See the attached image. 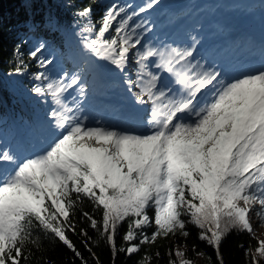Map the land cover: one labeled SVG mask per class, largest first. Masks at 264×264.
Returning a JSON list of instances; mask_svg holds the SVG:
<instances>
[{"label": "trees", "instance_id": "1", "mask_svg": "<svg viewBox=\"0 0 264 264\" xmlns=\"http://www.w3.org/2000/svg\"><path fill=\"white\" fill-rule=\"evenodd\" d=\"M111 7V0H0V156L14 144L13 127L31 152V134L54 125L48 105L50 61L57 60L92 93L99 84L89 76L79 39L110 44L120 53L131 47L109 15ZM159 136L139 140L159 143ZM114 139L109 132L65 136L46 155L20 164L16 177L0 187L1 264H179V249L184 264H264V253L255 259L259 241L244 213L222 201L214 209L210 197L195 192L199 168H178L176 194L186 205L177 207L176 219L160 224L153 201L146 203L136 190L142 184L152 197L156 191L155 179L138 165L144 162L140 141L121 138L139 161L129 171L115 166L120 175L115 185L97 178L84 159H77L73 170L50 171L77 148L82 153L90 141L108 150ZM223 151L215 150L207 160L215 162ZM42 182H50L49 190ZM255 186L245 189L250 197ZM24 191L36 194L30 208L19 197ZM213 227L218 240L207 233Z\"/></svg>", "mask_w": 264, "mask_h": 264}, {"label": "rangeland", "instance_id": "2", "mask_svg": "<svg viewBox=\"0 0 264 264\" xmlns=\"http://www.w3.org/2000/svg\"><path fill=\"white\" fill-rule=\"evenodd\" d=\"M111 1L109 15L118 21L119 33L131 47L120 53L110 44L98 42L93 45L84 37L79 39L77 48L87 58L89 76L99 84L92 93H87L76 77L65 73L57 60L46 65L49 116L54 126L46 125L31 134L32 152L15 127L10 130L14 144H8L0 156V187L16 177L17 172H14L18 164L33 162L34 158L46 155L61 138L82 132H110L114 135V143L104 150L90 141L82 148V153L78 154L77 148L73 157L60 158L50 171L58 175L73 170L77 159H84L97 178L115 185L120 175L114 172V167L129 171L132 164L139 161L133 149H125L121 144V138L128 137L140 141L144 162L138 165H142L149 178L155 179L153 197L149 194L151 189L148 185L137 184V194L146 203L153 201L160 224L176 219L179 214L177 207L186 205L176 194L178 168H199L201 177L196 180L195 192L210 197L212 207L216 208L218 201H222L244 213L259 241V250L255 254L257 260L264 253V156L259 153L261 146L264 147V77L246 78L216 97L211 92L207 105L200 108L204 116L192 123L181 122L177 116L178 106L187 103L186 99L180 95L169 101L156 92V85L158 77L169 76L172 70H175L172 80L177 78L181 81L177 71L184 66L180 59L185 61L186 58L182 56L173 61L178 38L182 44L188 45V50L202 41L198 36L193 39L181 37L180 31L190 28L196 32L212 33L214 36L211 37L222 43L218 42L217 48L223 46L224 52L237 49L239 46L227 40L226 35L219 38L215 34L216 28L224 25L229 19L227 13L235 8L248 9L264 18V0ZM172 34L171 42L163 44V37ZM134 47L137 66H140L139 60L144 61L140 70L131 66ZM102 69L107 76L98 74ZM169 69L171 71L168 72ZM192 75L195 76L196 88L201 80L209 79L208 71H202L201 64L193 69ZM178 89L184 88L179 86ZM147 92H150L149 99L146 98ZM157 102H161V106H157ZM127 104L135 113H131V117L125 112ZM210 104L212 108L208 110ZM142 117L147 122H143ZM153 133L160 135L159 143L139 140ZM219 148L225 151L218 160L209 162V154ZM254 183L255 195L250 197L245 189ZM42 185L49 190L50 182L46 185L42 182ZM24 192L19 197L23 196L27 201L23 202L24 206L30 208L36 201V194ZM214 224L216 226V222ZM207 233L215 240L220 239L215 227L208 229ZM182 254V249H179V264L185 263Z\"/></svg>", "mask_w": 264, "mask_h": 264}, {"label": "bare ground", "instance_id": "3", "mask_svg": "<svg viewBox=\"0 0 264 264\" xmlns=\"http://www.w3.org/2000/svg\"><path fill=\"white\" fill-rule=\"evenodd\" d=\"M244 9V8H242ZM120 21V20H119ZM217 30L215 31L216 35H218V37L220 38L221 36L224 35V32L226 30V28H224L223 26H219V28H216ZM190 32V34H189ZM181 33V37H184V38H189V39H193V38H196V36L198 37H201V39L199 40H204L206 42L205 45L199 47V49L197 51H199V54L204 50V53L203 55L201 56V58H197L198 55L193 59H190L188 62L186 61H183V59H180V62L181 64H183L184 66L179 69L181 70L180 72L177 71V74L180 75L181 77V81L182 83L185 85L186 87V94H189V93H193V92H198L200 93L201 92V87L197 88L196 89V81H195V76L192 75V72H193V69L198 67L200 65V63H203V62H206V65L204 66V69H210L212 65V62H214L215 58H216V55L219 53V52H222L223 51V46H219L218 47V52L215 51V47H217L218 45V42L220 44H222L220 41L217 42V40H214L211 36H214L212 35V33H209V34H205V33H201V32H196L190 28H186L184 31H180ZM227 34V33H226ZM234 34V33H233ZM173 38V34L168 36V35H165L163 37L162 40L163 41V44H165L166 42H171ZM216 38V36H215ZM217 39V38H216ZM154 41H158V40H154ZM161 41V40H159ZM181 39H179L178 41H175V45L177 46V51L176 53H174V57H173V61L178 59V58H181L182 56H184L185 54H189L190 53V50H188V45H185V44H182L181 42ZM161 47V45H160ZM164 48V47H163ZM162 48V49H163ZM196 51V52H197ZM132 61H133V64L135 63L134 59L136 58V53H135V47H134V52L132 54ZM143 60H139L138 62V65L140 66H137V63H135L134 65L132 64L131 66L132 67H135L137 70L139 69L140 70V67L144 66L143 64ZM146 62V61H145ZM193 64V67L190 68V66H192ZM172 72L174 73L175 70H172ZM140 73V72H139ZM98 74L102 75V76H107V73L105 71H103L102 69V72H99ZM105 78V77H104ZM136 79H138V75L136 74L135 76ZM169 82L168 78L166 76H163V77H160V81H159V85L157 86L156 85V92L159 93V94H163L167 100L169 101H172L173 98L175 97V93H178V89H176V87L178 86H173V88L168 91V92H165V88H166V84ZM148 93V92H147ZM146 94V98L149 99L150 98V92ZM203 94V93H202ZM202 94L200 93L199 96H202ZM161 102H157V106H161L160 104ZM198 102L196 103L195 101H191L190 103H188L182 110L180 113H178V116H179V119H185V120H188V119H194L196 112H197V107H198ZM126 113L127 115H129L131 117V113H134L132 111V108L129 104L126 105ZM135 114V113H134ZM143 122H147V119H142ZM259 153L260 155L264 156V147L261 146V148L259 149ZM214 209H216L215 207H213Z\"/></svg>", "mask_w": 264, "mask_h": 264}]
</instances>
